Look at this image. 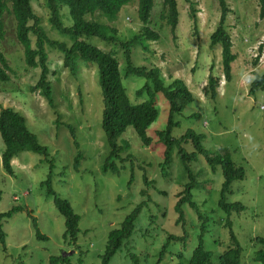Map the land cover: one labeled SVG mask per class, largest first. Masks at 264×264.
<instances>
[{"label": "rangeland", "instance_id": "obj_1", "mask_svg": "<svg viewBox=\"0 0 264 264\" xmlns=\"http://www.w3.org/2000/svg\"><path fill=\"white\" fill-rule=\"evenodd\" d=\"M194 4L196 22L191 19L185 0H176L178 23L172 31L167 23L163 0H154L148 27L158 39L131 50L134 67L157 69L164 86L177 81L192 96L172 118L176 125L171 139L192 131L203 137L202 146L209 156L227 152L231 161L244 172L243 181L232 183L225 195L228 203L244 207L240 214L228 217L236 242L242 250L240 264H257L255 256L264 246V92L249 96L256 76L264 74V19L259 18L255 0H224L228 7L225 29L236 60L231 64V80H224L220 45L211 46L210 37L219 22L218 0H189ZM40 27L52 41L70 45L73 38L55 31L49 24L44 0H31ZM65 27L73 22L69 9H61ZM86 22L115 30V46L95 38H77L117 59L120 73L125 68L123 43L142 33L137 3L124 6L113 22L96 13L84 17ZM32 43L34 38L31 39ZM0 50L7 62L8 78L0 82V108L12 109L26 120V127L48 150L49 157L22 152L12 161L13 175H7L0 160V214L13 208L20 211L1 220L5 250L0 243V264H100L108 233L141 205L134 232L110 264H156L162 246L166 255L160 264H185L198 245L204 225L203 248L212 255L214 264L230 244L225 223L227 216L217 206L223 183L221 170L212 171L202 155L188 165L195 176L197 190L193 201L198 211L183 207L184 219L176 224L174 206L187 183L185 170L173 149L168 166L162 171L165 147L158 133L167 126L168 102L162 94L155 97L158 116L146 131L150 140L144 147L132 129L117 140L120 152L113 160L115 172H102L109 148L101 130L102 102L94 64L78 63L75 76L63 67L61 56L45 47L49 63L48 82L52 89L50 106L39 90H33L40 70L25 66L23 49L15 37L13 17L5 12L0 18ZM219 81L215 100L203 95L209 76ZM146 84L144 78L122 77V86L133 105L146 101L136 92ZM261 107V108H260ZM187 154L191 144H182ZM3 145L0 140V156ZM52 161L51 190L69 202L79 216L75 242L64 239V219L58 213L53 196L43 184ZM198 213V214H197ZM198 216H197V215ZM37 231L45 239L36 237ZM171 236H185V241H168ZM180 254L181 260L173 257ZM173 255V256H172Z\"/></svg>", "mask_w": 264, "mask_h": 264}, {"label": "trees", "instance_id": "obj_2", "mask_svg": "<svg viewBox=\"0 0 264 264\" xmlns=\"http://www.w3.org/2000/svg\"><path fill=\"white\" fill-rule=\"evenodd\" d=\"M134 0H44L49 13V24L55 31L63 35H70L73 41L70 45L52 41L47 37L40 27V20L36 17L31 7V0H0V18L7 12L15 23V37L18 44L23 49L25 66L33 69H39L40 75L37 84L33 90H39L40 94L46 99L47 103L53 105L52 89L48 82L49 63L45 53V47L48 46L55 50L62 58V64L71 75L75 76L78 72V63L84 62L94 64L97 68L98 84L101 93L102 112H101V130L105 135L107 146L109 148L107 159L102 168L103 173L108 169L115 172L113 160L118 157L120 149L117 140L128 128L132 129L139 141L144 147H148L150 140L146 136V131L154 123L158 116L155 97L162 94L168 102L169 113L166 128L158 133L161 143L165 147L164 160L160 164L162 171L168 166L170 155L173 149H177V156L185 170L187 183L179 199L174 206V211L178 215L176 224L183 222V207L188 206L193 213L198 211L196 203L193 201L192 193L197 190L195 176L189 170L188 165L194 160L196 155H202L205 158L207 166L214 171L217 167L221 170L223 183L220 190V198L217 203L218 209L227 216L225 227L230 236V246L219 257L214 264H240L242 250L236 242L231 224L228 219L232 214H240L244 207L238 203H228L225 195L229 192L232 183L243 181L244 172L237 168L231 161L227 152L221 155L209 156L202 146L203 137L192 131H188L184 136L175 140L170 138V132L176 125L172 118L175 114L182 111L183 106L192 102V96L187 88L177 81L168 86H164L160 79L157 69H147L143 67H134L131 63V50L135 45L141 46L144 50L145 43L157 41V35L148 27L150 14L152 12L154 0H135L137 3V16L142 23V33L132 37L128 42L121 45L125 55V68L123 74L120 73V67L114 54L103 52L96 47L86 44L77 38H95L107 46H115V30L104 25L86 22L84 17L96 13L103 16L107 21L113 22L121 9ZM259 7V18L264 19V0H255ZM190 10L191 19L196 22L194 4L185 0ZM220 9L219 22L215 32L210 37V45L221 47V66L224 80L229 83L231 80V64L236 60L232 54V43L225 29V22L229 12L224 0H218ZM66 6L69 9V16L73 24L65 27L61 21V9ZM163 8L166 12L167 23L172 31L175 30L178 23V12L176 0H163ZM34 38L32 43L31 39ZM9 70L7 62L0 50V82L8 80L5 71ZM135 76L144 78L146 84L136 92V97L141 98L146 95V101L133 105L129 101L125 89L122 86V77L127 78ZM207 84L203 88V95L209 100H215L219 81L211 75L207 79ZM264 92V74L256 76L249 88V96L255 93ZM0 140L3 145V151L0 156L2 170L9 176L13 175L12 161L22 152H31L42 156L45 160L49 157L48 150L39 145L37 138L26 127V120L19 113L12 109L0 108ZM191 144L194 152L187 154L182 149V144ZM49 175L43 183L46 186L48 196H53L54 205L58 213L64 219V239H70L75 242L78 234L79 216L74 213L70 204L66 200L59 199L51 190V173L54 169L52 161L48 160ZM19 208H13L10 211L0 214V243L3 251L5 250V235L2 232L1 220L10 218L19 212ZM141 211V205L122 221L119 228L108 233L104 253L99 257L100 264H110L111 259L120 252L121 248L131 238L135 223ZM198 214V213H197ZM196 214V215H197ZM198 216V215H197ZM32 225L36 230L38 239H45L39 234L35 221L32 219ZM204 225L201 227V233L198 235V245L193 249L188 259H182L185 264H213L212 255L203 248ZM185 236H171L168 241H185ZM255 243L264 246L263 238H255ZM166 245L162 246L158 254L156 264H160L166 255ZM173 256V255H172ZM180 254H175L178 260H181ZM61 258H52L50 263H55ZM133 264H137L133 259ZM257 264H264V253L258 252L255 256Z\"/></svg>", "mask_w": 264, "mask_h": 264}, {"label": "built area", "instance_id": "obj_3", "mask_svg": "<svg viewBox=\"0 0 264 264\" xmlns=\"http://www.w3.org/2000/svg\"><path fill=\"white\" fill-rule=\"evenodd\" d=\"M261 108V107H260ZM262 110L264 109V108H261Z\"/></svg>", "mask_w": 264, "mask_h": 264}]
</instances>
